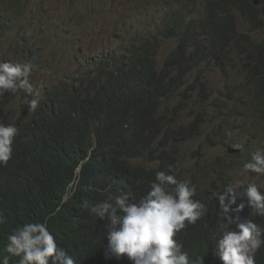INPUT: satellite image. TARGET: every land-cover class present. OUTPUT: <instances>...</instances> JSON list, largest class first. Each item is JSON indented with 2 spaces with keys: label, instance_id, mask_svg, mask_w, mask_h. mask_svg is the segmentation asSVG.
Instances as JSON below:
<instances>
[{
  "label": "clouds",
  "instance_id": "obj_1",
  "mask_svg": "<svg viewBox=\"0 0 264 264\" xmlns=\"http://www.w3.org/2000/svg\"><path fill=\"white\" fill-rule=\"evenodd\" d=\"M134 1L105 0L95 13H85L89 20L79 28L76 21L81 19L62 24L60 19L43 17L33 0H20L24 9L18 8L15 0H0V116L16 115L27 103L30 112L40 105L61 118L73 117L78 82L69 75L68 67L95 63L107 54H116L119 62L127 60L141 42H154L153 29L157 31L161 25L147 26L130 7ZM176 1L178 7L183 4L184 14L186 5L192 2ZM219 1L222 6H231L238 30L249 19L236 11L237 7L252 6L264 19L262 0ZM212 3L213 0H202L196 19L184 15V24L201 19L198 26L203 32L195 51L186 58L194 55L211 33L216 19ZM173 4L167 6L169 11L163 19L171 15ZM99 19H105V23ZM38 22L49 30L48 38L33 34L34 28H40ZM66 38L74 42L62 57L59 51ZM96 44L100 47L97 52L104 48L98 55L92 53ZM173 47L172 42L160 44L152 56L166 75L157 99L143 107L154 127L184 130L187 141L177 152L145 165L136 158H124L123 177L103 185L96 202L85 205L89 213L80 219L73 239L78 260L57 247L45 218L12 229L0 264H9L10 257H17L18 264H49L50 260L51 264H264V226L259 222L264 218V115L253 105L254 90H247L248 96L241 98L245 92L237 75L228 77L227 68L216 70L203 64V75L185 69L171 54ZM21 48L26 52L28 49L30 57L11 62ZM7 52L11 55L4 59ZM237 52L231 46L228 54ZM165 64L167 68L162 69ZM114 68L111 61L109 70ZM207 72L223 73L227 80L221 90L215 91ZM240 73L247 77L244 70ZM32 95L34 98L27 102ZM241 101L243 105L238 108ZM250 122L261 127L260 134ZM16 134L13 123L0 122V167L12 161ZM156 145L157 141L153 146ZM189 146L194 147V154L187 149ZM218 164L221 166L213 170ZM142 167L153 174L144 185L143 195L135 199L125 189L129 182L139 181ZM209 174L211 177L205 180ZM219 186L222 190L217 192L218 204L213 206L210 196ZM93 240L100 241L102 247L92 245ZM195 246L200 248L199 255L191 252Z\"/></svg>",
  "mask_w": 264,
  "mask_h": 264
},
{
  "label": "trees",
  "instance_id": "obj_2",
  "mask_svg": "<svg viewBox=\"0 0 264 264\" xmlns=\"http://www.w3.org/2000/svg\"><path fill=\"white\" fill-rule=\"evenodd\" d=\"M15 1L18 8H25L20 0ZM177 3L173 4L171 15L162 19L157 31L153 29L154 42L144 40L127 60L119 62L116 54H107L95 63L67 68L78 82L73 117L61 118L40 105L35 112H30L27 103L16 115L0 116V122L13 123L17 128L12 161L0 167V216L4 218L0 224V256L6 254L3 246L13 228L47 218L57 247L78 260L73 239L80 219L89 213L85 205L96 202L103 185L114 184L123 177L124 158H136L143 164L154 162L177 152L187 141L184 130L164 131L154 127L143 107L157 99L156 91L163 87L165 80V71L152 59L160 44L172 42L174 47L170 52L174 58L185 69L197 70L199 75L205 70L203 64L216 70L227 68L228 77L237 75L242 93L245 92L240 97L248 96L247 90H254L253 105L264 115V19L258 10L252 6L237 7L236 11L249 19L238 30L231 6H222L219 0H213L211 8L216 19L211 33L202 47L186 58L185 55L195 51L203 33L198 26L201 19L184 24V6L179 3L178 7ZM138 5L139 0L130 3L131 8ZM89 17L76 21L79 28ZM1 45L0 40V49ZM231 46L238 49L236 55L228 54ZM27 52L21 48L24 59L30 57ZM111 61L115 68L110 71ZM166 68L167 64L162 65V69ZM242 105L243 101L238 108ZM155 141L157 145L153 146ZM220 166H214L213 170ZM152 174L151 169L142 167L139 181L129 184L125 193L139 199ZM259 222L264 226V218ZM91 244L101 246L100 241L93 240ZM191 252L199 255V246ZM9 264H18V258L10 257Z\"/></svg>",
  "mask_w": 264,
  "mask_h": 264
},
{
  "label": "rangeland",
  "instance_id": "obj_3",
  "mask_svg": "<svg viewBox=\"0 0 264 264\" xmlns=\"http://www.w3.org/2000/svg\"><path fill=\"white\" fill-rule=\"evenodd\" d=\"M33 2L34 5L37 6V12L40 13L43 17L48 18V20L60 19L62 21V24H69L75 19H83L85 18V13L88 12L95 13L105 5V0H33ZM174 2H176V0H139V5L135 8L134 12L138 13L141 16L143 22L147 26L161 25L164 14L167 11H169L167 9V6L172 5ZM201 4H202V0H192L190 4L186 5L185 14L187 15V19L190 20L196 19L198 16H200ZM99 5L102 6L98 7ZM239 17L240 16H238V18ZM99 20L101 24L105 23V19H99ZM38 24L40 25V28L39 27L34 28L33 34L41 39L48 38L49 30H47L46 26L43 23L38 22ZM115 27H117V25L113 26V28ZM73 42L74 41L71 40L70 38H66L64 40L63 45L59 51L62 57L65 56L66 51L69 49L70 45ZM98 48H100L99 44H96V46H94V48L92 49V53L97 52ZM103 50L104 48L101 49L99 52H97L95 55H98ZM10 55L11 52H7L6 57L4 59H7ZM19 57H22V55L20 54V50L17 53V57L11 62L13 63L21 62L22 59H19ZM86 58L87 57L83 59ZM60 65L61 64H59L58 66ZM55 73L56 71L48 75L46 81L51 79ZM206 76L209 79H211V83L213 84L215 91L221 90L223 86L226 84L227 79L221 72H213V73L207 72ZM59 83L60 81L57 82L54 85V87ZM2 101L3 98L0 99V104L2 103ZM250 126L256 131H258L259 134L261 133V127L259 125H254V123L250 122ZM187 149L191 151L192 154H194V147L189 146ZM246 176H247L246 174L243 175L244 178Z\"/></svg>",
  "mask_w": 264,
  "mask_h": 264
},
{
  "label": "bare ground",
  "instance_id": "obj_4",
  "mask_svg": "<svg viewBox=\"0 0 264 264\" xmlns=\"http://www.w3.org/2000/svg\"><path fill=\"white\" fill-rule=\"evenodd\" d=\"M244 20V19H242ZM59 65V64H58ZM53 77V76H52ZM47 80V79H46ZM50 80V79H49ZM48 80V81H49ZM48 81H45L44 83H47ZM95 81V80H94ZM101 87V86H100ZM98 93V92H97ZM52 95V94H51ZM99 95V94H98ZM243 96V95H242ZM94 97V96H93ZM34 96H30L28 97V99H33ZM92 103V102H91ZM0 107H1V104H0ZM179 107V106H177ZM85 114V113H84ZM237 115L240 114V112H237L236 113ZM90 119V118H89ZM83 120V119H82ZM81 123V122H80ZM222 190V187H218L216 190H214L212 193H211V196H210V199H211V203L213 204V206H215L216 204H218V197H217V192L221 191Z\"/></svg>",
  "mask_w": 264,
  "mask_h": 264
},
{
  "label": "water",
  "instance_id": "obj_5",
  "mask_svg": "<svg viewBox=\"0 0 264 264\" xmlns=\"http://www.w3.org/2000/svg\"><path fill=\"white\" fill-rule=\"evenodd\" d=\"M159 90H161V89H157V91H159ZM156 91V92H157ZM232 110V109H231ZM250 111H252V110H250ZM237 137L235 136V137H232V140H235ZM13 141H15V140H13ZM16 143H14L13 142V145H12V147H13V153L12 154H14V151H15V147H16ZM130 184H133L134 182H129ZM129 183H128V185H129ZM100 247H102V245L100 246ZM124 258L126 259V260H129L126 256H124ZM130 261V260H129ZM126 262V261H125Z\"/></svg>",
  "mask_w": 264,
  "mask_h": 264
}]
</instances>
